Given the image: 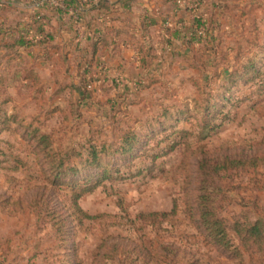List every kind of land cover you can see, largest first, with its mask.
Returning <instances> with one entry per match:
<instances>
[{
    "label": "rangeland",
    "instance_id": "obj_1",
    "mask_svg": "<svg viewBox=\"0 0 264 264\" xmlns=\"http://www.w3.org/2000/svg\"><path fill=\"white\" fill-rule=\"evenodd\" d=\"M257 1L252 11L241 3L211 18L218 35L202 67L160 62L143 85H128V97L114 85L81 101L69 88L55 92L74 84L55 63L39 67L45 96L19 83L8 89L14 100L0 111V264H134L154 252L149 264H264L262 245L246 241V232L242 242L229 230L238 245L232 253L210 244L198 211L203 201L230 225L264 224V0ZM137 67L130 72L140 73ZM34 127L51 135L56 151H85L89 139L116 143L119 152L104 159L115 179L79 201L97 219L81 222L71 190L52 184L57 171ZM128 134L136 135L133 146L122 139ZM226 160L235 164H216ZM77 165L80 173L68 182L94 172ZM174 206L166 221L136 220ZM100 255L109 257L96 260Z\"/></svg>",
    "mask_w": 264,
    "mask_h": 264
},
{
    "label": "trees",
    "instance_id": "obj_2",
    "mask_svg": "<svg viewBox=\"0 0 264 264\" xmlns=\"http://www.w3.org/2000/svg\"><path fill=\"white\" fill-rule=\"evenodd\" d=\"M55 1L58 2V5H54L53 2L45 3L39 9L34 10L31 8L34 0H0L1 112L6 103L9 104L14 100V96L8 94V89L16 87L18 83L17 86L25 85L31 95L45 96L44 79L38 65L41 53L45 61H50L53 60L52 53L56 50L59 56L58 71L68 72L70 80H73L74 84L71 87H67V85L63 87L60 84L61 86L56 88L55 92L69 88V91L79 95L81 101L87 99L88 96H98L97 90L110 92L106 87L114 85L119 89L118 94L128 97L134 93V89H127L128 85L133 82L139 86L143 85L148 78L147 74L152 72L155 74L160 62L167 66L175 62H187L188 67H198L200 65L198 62L206 58L204 55L208 53L209 47L216 41L215 36L218 35V30L214 28L215 21L211 18L224 15L234 7L240 8L241 3L251 5L252 11L258 2L257 0H171L177 4L178 9L174 22L165 20L161 23L157 18L146 14L140 20L141 35L138 36L129 30L105 28L103 24L117 20L112 17L115 12H119L116 3H111L108 0ZM181 4H184V7H181ZM6 10L7 12H23V14L13 18L2 13ZM70 10H74L75 16L70 15ZM124 10L131 11V8L125 7ZM182 10L187 13V17L179 16ZM132 19V17L128 18L127 27L130 29L132 28ZM61 26L66 27L70 36L68 40L61 33V28H59ZM79 27L84 29L85 38L83 41L77 42L73 33L75 32L76 35ZM59 37L62 38V42L57 41ZM121 38L123 40L128 38L135 43L133 50L139 59L140 73L132 74L129 71L132 65L122 57L119 43ZM211 51L213 56H220L219 47H214ZM240 53H242L240 50L235 53L234 57L237 61L240 59L238 56ZM224 63L225 59L223 66ZM253 63V60L248 61V66ZM5 64L6 67L1 69ZM217 66L223 68L222 63ZM200 67L202 66L200 65ZM1 70L6 71V74L3 75ZM11 72H13L12 75ZM55 82V86H57L60 80L56 78ZM170 111V108H163V112ZM115 116L116 113H114ZM80 118L81 115L78 114L77 120ZM13 119L15 120V118ZM3 123L7 122L3 121ZM32 130L38 141V148L49 156V163L54 166L51 173L57 171L55 174L57 179H53L52 184L66 186L71 190L72 205L81 222L97 219L98 216L86 213L79 205V201L84 195L93 193L104 181L115 179L112 170L108 169L104 163V159L110 150L113 151L116 143H108L104 140L96 142L89 139L82 145L85 151H56L52 147L53 142L50 134L41 133L40 129L35 127ZM180 133L184 135L186 132ZM122 139L129 146H133L136 142V135L128 134ZM176 145L177 143L173 145L172 150ZM74 156L78 158L77 162L72 160ZM79 162L82 168L89 167L94 172L68 182L70 174L75 177L80 173L77 165ZM216 164H221L220 168H230L235 163L233 160H226ZM201 169L205 171L202 165ZM198 205L201 208L198 209L200 226L206 233L208 242L215 248L226 249L231 253L237 250L238 245L235 244V239L229 233V230H233L242 242L243 233L246 232L248 235L246 241L250 242V236H252L256 243L262 245L259 251L264 250V224L262 225L259 221L250 223L246 221L243 224L237 221L230 225L222 216H217L212 206L203 201H200ZM176 213L177 207L174 206L169 212L139 213L136 215V220L155 223L156 221H166L174 217ZM155 255V252L149 253L148 257L137 259L134 264H139L141 261L143 264H149L148 258ZM108 257L100 255L96 260L108 259Z\"/></svg>",
    "mask_w": 264,
    "mask_h": 264
},
{
    "label": "crops",
    "instance_id": "obj_3",
    "mask_svg": "<svg viewBox=\"0 0 264 264\" xmlns=\"http://www.w3.org/2000/svg\"><path fill=\"white\" fill-rule=\"evenodd\" d=\"M111 3H116L117 7L119 8V12H115L113 14V18L117 19L113 22H106L103 24L105 28H114L118 30H129L131 33L135 32L136 35L140 36V25H141V19L147 16L155 17L157 18L161 23L165 20H169L171 23L174 22V17L177 14V4L174 3V1L171 0H108ZM190 1H197V0H190ZM125 7L131 8V11L124 10ZM181 7H184V4H181ZM124 13V14H122ZM179 16L187 17V13L185 11H181L179 13ZM132 17V28H128L127 25L129 23L128 18ZM181 27V25H180ZM61 33L65 36V39L68 40L70 36L67 33L66 27L61 26ZM73 36L77 38L78 41H83V38H85V32L84 29L79 27L78 32L75 35V32L73 33ZM58 42H62V38L59 37L57 39ZM119 43L121 45L122 49V57L127 60V63H131V67H139V59L135 55V52L133 50V47L135 46V43L133 41H130V39H120ZM82 44V43H81ZM53 54V60L45 61L42 57V53L40 55V58L38 59L39 67L42 65H50L52 63H55L56 69L57 65L59 64V56L54 50ZM118 62L119 60L116 59ZM117 64L119 65V63ZM42 64V65H40ZM137 67V68H138ZM129 68V69H130ZM58 70V69H57ZM130 71V70H129Z\"/></svg>",
    "mask_w": 264,
    "mask_h": 264
},
{
    "label": "built area",
    "instance_id": "obj_4",
    "mask_svg": "<svg viewBox=\"0 0 264 264\" xmlns=\"http://www.w3.org/2000/svg\"><path fill=\"white\" fill-rule=\"evenodd\" d=\"M98 1V0H95ZM53 2L54 5H58V2L55 0H34V4H32L31 8L34 10L39 9V7H41L42 5H44L45 3H51ZM70 15L75 16V12L74 10H70Z\"/></svg>",
    "mask_w": 264,
    "mask_h": 264
},
{
    "label": "water",
    "instance_id": "obj_5",
    "mask_svg": "<svg viewBox=\"0 0 264 264\" xmlns=\"http://www.w3.org/2000/svg\"><path fill=\"white\" fill-rule=\"evenodd\" d=\"M16 1V0H15Z\"/></svg>",
    "mask_w": 264,
    "mask_h": 264
}]
</instances>
